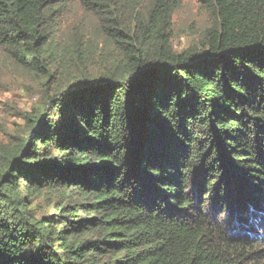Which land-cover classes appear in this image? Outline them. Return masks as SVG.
<instances>
[{"label": "trees", "instance_id": "trees-1", "mask_svg": "<svg viewBox=\"0 0 264 264\" xmlns=\"http://www.w3.org/2000/svg\"><path fill=\"white\" fill-rule=\"evenodd\" d=\"M203 1L202 47L176 51L171 0H0V48L47 90L72 5L121 52L62 69L0 154V264H264V0Z\"/></svg>", "mask_w": 264, "mask_h": 264}, {"label": "rangeland", "instance_id": "rangeland-1", "mask_svg": "<svg viewBox=\"0 0 264 264\" xmlns=\"http://www.w3.org/2000/svg\"><path fill=\"white\" fill-rule=\"evenodd\" d=\"M178 5L172 16V44L176 51L201 48L205 30L212 26L213 10L203 0H171ZM146 5L149 0H143ZM61 54L62 69L80 66L78 58L86 59L85 66L94 76L102 75L105 69L116 66L121 54L118 47L108 41L99 19L84 10L80 4L72 5L61 15L54 40ZM55 67L53 66V69ZM57 61V70L47 90L44 82L28 68L16 63L0 48V154L4 149L17 146L28 135L33 120L46 113L48 97L55 91L62 70ZM58 78V79H57ZM40 108V109H39ZM33 212L36 217L53 211L56 194L34 195Z\"/></svg>", "mask_w": 264, "mask_h": 264}]
</instances>
